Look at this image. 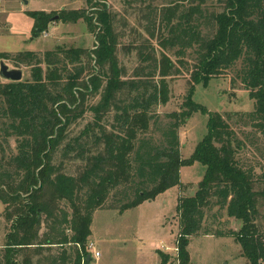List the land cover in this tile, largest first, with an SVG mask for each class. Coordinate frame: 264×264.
<instances>
[{"label": "trees", "instance_id": "obj_1", "mask_svg": "<svg viewBox=\"0 0 264 264\" xmlns=\"http://www.w3.org/2000/svg\"><path fill=\"white\" fill-rule=\"evenodd\" d=\"M87 4L92 14L63 9L59 19H86L93 48L0 52V60L30 68L29 79L0 81V201L8 224L0 264H81L78 244L85 252L96 210L154 199L180 186L182 167L195 162L205 174L195 196H179L181 264H190V237L214 234L207 222L215 207L243 222L215 234L234 237L248 264H264L257 222L264 173L238 157L254 148L252 132L239 138L225 115L210 113L208 135L186 159L178 122L205 110L193 101L196 84L230 71L255 101L253 111L230 119L264 140V0H135L133 11L112 0ZM31 16L37 36L53 15ZM184 71L186 110L160 113L171 79Z\"/></svg>", "mask_w": 264, "mask_h": 264}, {"label": "rangeland", "instance_id": "obj_2", "mask_svg": "<svg viewBox=\"0 0 264 264\" xmlns=\"http://www.w3.org/2000/svg\"><path fill=\"white\" fill-rule=\"evenodd\" d=\"M152 1L160 6L167 0ZM131 2L112 0L114 7L122 11L125 8L133 11L137 5L135 0ZM89 7L87 0H0V52H40L55 49L57 46L93 48L96 44L95 31L86 19L77 22H63L59 19L63 9H86L88 14H92L93 10ZM35 11H45L53 15L48 28L37 36L34 34L37 20L31 16V12ZM131 17L134 20L135 15ZM45 33L48 36H44ZM5 62L10 68L15 67L12 61ZM20 68L24 71L23 80L29 79L30 68L24 65ZM231 77L232 74L228 71L213 77L207 84L195 85L193 101L205 110L193 112L186 120L178 116L181 154L186 159L192 156L197 145L209 133L210 113H220L233 125L239 138L244 139L243 132H252L254 148L239 152L238 157L246 167H254L256 174L260 175L264 173L262 136L251 127H245L241 123L236 125L233 121L236 117L230 119L231 115L238 112L253 111L255 101L241 82H234ZM189 79L187 72L171 79L170 99L159 106L160 113L179 115L186 110L183 104L189 90ZM0 81L6 80L0 77ZM164 120L166 122L169 118ZM86 122L87 120H83L81 124L84 126ZM12 145L14 146L13 140ZM204 174L205 166L195 162L182 167L180 186L169 188L154 199L127 209L118 208L108 202L96 210L89 240L95 242L101 255L92 259V264H162L161 254L167 256L166 264H181L180 255L175 250L181 229L179 196L182 195V190L185 191V196H195ZM260 184L262 191L264 184ZM259 210L257 222L264 231V194L259 196ZM208 213L207 224L213 228L214 234L206 235L202 231L190 237V264H248L240 243L234 237L215 234L217 229L240 230L242 220L229 217L226 209L219 207L209 210ZM7 231L4 204L0 201V246L5 242Z\"/></svg>", "mask_w": 264, "mask_h": 264}, {"label": "water", "instance_id": "obj_3", "mask_svg": "<svg viewBox=\"0 0 264 264\" xmlns=\"http://www.w3.org/2000/svg\"><path fill=\"white\" fill-rule=\"evenodd\" d=\"M24 71L22 68H10V66L5 62V60L0 61V77L6 81H22ZM91 254L87 256V261L90 262Z\"/></svg>", "mask_w": 264, "mask_h": 264}, {"label": "built area", "instance_id": "obj_4", "mask_svg": "<svg viewBox=\"0 0 264 264\" xmlns=\"http://www.w3.org/2000/svg\"><path fill=\"white\" fill-rule=\"evenodd\" d=\"M44 36H48V33H45L44 34ZM178 245V244H177ZM78 247L80 248V250H81V254H82V257H83V260H82V263L81 264H86V260H87V255H86V253L87 252H89L90 254H91V258L92 259H97L98 257H100V252L96 249V244H95V242L93 241V240H89L88 242H87V244H86V250H85V252H83V250H82V247L78 244ZM175 250H177L178 251V255H179V248H178V246L177 247H175ZM88 262V261H87ZM88 264V263H87ZM89 264H92V262L91 263H89Z\"/></svg>", "mask_w": 264, "mask_h": 264}, {"label": "crops", "instance_id": "obj_5", "mask_svg": "<svg viewBox=\"0 0 264 264\" xmlns=\"http://www.w3.org/2000/svg\"><path fill=\"white\" fill-rule=\"evenodd\" d=\"M161 256H162V254H161Z\"/></svg>", "mask_w": 264, "mask_h": 264}]
</instances>
